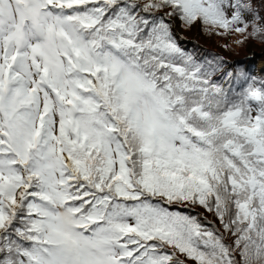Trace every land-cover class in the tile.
<instances>
[{
	"label": "snow or ice",
	"instance_id": "1",
	"mask_svg": "<svg viewBox=\"0 0 264 264\" xmlns=\"http://www.w3.org/2000/svg\"><path fill=\"white\" fill-rule=\"evenodd\" d=\"M175 22L264 47V0H0V264H264V79Z\"/></svg>",
	"mask_w": 264,
	"mask_h": 264
},
{
	"label": "trees",
	"instance_id": "2",
	"mask_svg": "<svg viewBox=\"0 0 264 264\" xmlns=\"http://www.w3.org/2000/svg\"><path fill=\"white\" fill-rule=\"evenodd\" d=\"M175 25L180 26L179 22H175ZM181 28L178 32L175 29L176 35L182 47L187 51L193 53L198 59L206 61H214L222 58L227 63L224 65V71L236 70L239 68L246 69L248 73L255 76L257 79H264V65L261 61L264 59V55L260 58L259 52L263 47L259 43L249 42L247 50L248 52L242 55H233L235 47L232 45V38L229 40L221 39L218 36H209L200 29V26L186 30ZM231 43L232 50H227L224 45ZM237 61L242 63L237 64ZM197 211H202L197 209ZM208 221L216 222L212 215L209 213H203Z\"/></svg>",
	"mask_w": 264,
	"mask_h": 264
},
{
	"label": "rangeland",
	"instance_id": "3",
	"mask_svg": "<svg viewBox=\"0 0 264 264\" xmlns=\"http://www.w3.org/2000/svg\"><path fill=\"white\" fill-rule=\"evenodd\" d=\"M174 27H175V29H176L178 32L181 31L180 26L174 24ZM233 39H234V38H232L231 41H232ZM223 41H225V40H223ZM232 45L235 47V49H234V51H233V55H237V56H238V55H242V54H245V53L248 52V50H247L248 44H245V45H243V46H237L235 43H233ZM262 49H264V47H263ZM259 53H260L259 56H260V58H261L262 55H264V51L261 50ZM261 64L264 65V59L261 61ZM209 215H211V214H209Z\"/></svg>",
	"mask_w": 264,
	"mask_h": 264
}]
</instances>
